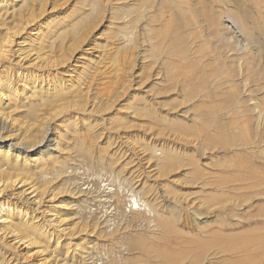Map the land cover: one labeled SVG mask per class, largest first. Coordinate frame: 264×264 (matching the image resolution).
I'll list each match as a JSON object with an SVG mask.
<instances>
[{
    "label": "rangeland",
    "instance_id": "1",
    "mask_svg": "<svg viewBox=\"0 0 264 264\" xmlns=\"http://www.w3.org/2000/svg\"><path fill=\"white\" fill-rule=\"evenodd\" d=\"M45 1L42 16L23 34L22 39L30 41L29 36L39 30L45 34L47 29L65 32V48H75V53L60 71L70 73H62L60 76L71 80L66 83L68 87L78 79L76 86L68 88V92L73 90L77 94L59 103L50 97L48 101L36 106L34 112H30L29 107L21 106L16 111L14 108L4 110L11 116L13 122L8 126L13 128L11 132L14 135L8 134V141L2 143L1 151L13 147V140L20 133L16 131L32 120L38 110L55 108L43 117L46 118L45 128L51 133V142L35 147L37 141L29 140L26 143L32 146V150L26 144V149L21 147L20 157L26 161L28 169L19 168L11 172L15 176L14 180L18 181L14 187L0 194V204L9 203L29 213L38 208L35 215L42 223L43 232L52 234V240L49 243L43 236L38 237L37 241L21 245L13 242L11 236H6L4 240H0V263L111 264L109 261L115 257V264H168V259L170 263L174 259L171 264H175L179 261L178 258L175 260L178 254L193 250L191 260L188 258L185 264H191L197 257H201L202 260H198L201 263L194 264H264V117L262 121L256 116L257 108L259 111L264 109V60L258 57L261 55L259 47L264 46V0H100L99 15L94 10L97 0ZM13 5L8 13V21L15 15L27 16L33 9L42 11L35 0H14ZM80 21H84V25L79 31L76 26ZM241 25L246 30L249 29L252 42H248L243 35ZM177 28L181 29V40L185 44L189 41L187 46H190V53L187 50L184 55L183 51H186L187 46L184 44V47L181 40L176 43L174 37L177 38L178 34L174 35V31ZM132 33L137 34V39L128 47ZM224 37L232 40L226 51L231 49L228 54L235 60L233 62L231 59L232 63L230 59L224 58V62L221 59L225 65L218 59L219 55L226 52L219 45ZM46 42L43 45L44 52L48 51L49 45ZM245 44L250 45L248 48L252 50H243ZM179 45L182 49L184 47L181 51L183 56ZM254 59L258 61L257 68L253 67L256 66ZM232 70L237 73V78H232ZM234 80L250 92V98L244 96L243 100L246 105L249 100L247 106H250V111L244 106L241 107L244 111L241 108L239 112L232 110L230 101L236 91L233 87ZM209 86L213 91L211 97L206 92ZM58 105L60 107H56ZM258 120L260 126L257 133ZM252 140L257 142L254 146ZM260 141L263 143L259 144ZM169 147L185 161H202L207 165L204 173L207 175V182L213 186H208L210 189H206L203 194L195 195L197 198L205 196L206 204L209 202L202 209L204 213L213 204L210 203L212 199L209 195L211 187L223 186L224 196L221 197L222 208L219 207V214L226 223L222 227L225 240L222 237L209 240L202 238L204 243L224 240L222 245L217 246L218 255H215L214 250L211 251L212 256L209 251L203 250L204 245L196 236L198 226L191 220V224L188 221L190 226L183 228L190 235L177 237L174 233H168L167 236L156 234L157 237H151L153 240L144 235L147 238L144 237L146 245L143 243L144 245L132 251H127L129 246H124L118 235L113 233L112 236L109 231L106 236L110 237L102 241L106 237L105 233H101L102 237H96L90 226L95 220L92 214L102 211L103 214H97L100 218L105 209L90 201L93 204L87 210L86 206L90 203L84 201V206L85 198L74 200V196L68 191L72 189L75 192L76 186L88 188L84 192H94L90 197L101 194L106 198L109 187V190L118 191L125 199L124 195L127 196L128 190L131 191L134 187L138 191L143 185L146 189L152 188L150 196L157 198L168 184L165 178L169 180L172 177L175 181L179 179V172L186 173L183 168L173 172L170 167L171 173L167 175L163 170L150 168L151 154L163 157L164 151ZM170 161L183 164L177 156ZM81 169L92 173L94 186H86V177L82 175ZM190 171L193 170L187 169V172ZM44 178L52 182L46 186L47 193L41 204H34V198L29 195L31 190L24 194L21 191L34 185L35 188L42 186ZM233 188L236 189L231 190ZM165 190L168 192L177 188L168 184L164 192ZM180 196L178 202L181 201ZM59 203L63 206L62 214L56 209ZM78 205L82 206L80 209L82 211L83 208L85 214L92 211L91 217L89 213L85 217L83 211L84 215H81L87 219L86 223L90 222V226L84 227V230L82 224L81 229L85 233L81 232L72 241L65 240L64 236L63 239L59 238V234H63L60 231L65 228L68 229L67 232L78 230ZM184 205L187 206L186 203ZM95 209L101 210L96 212ZM126 210L129 212V209ZM231 212L236 216L228 217ZM109 213L107 216L113 219L114 213ZM214 214L218 215V211L214 210L211 214L212 228L215 227L212 225L216 219ZM128 215L130 218L133 214ZM109 218L104 216V219ZM175 225L182 228L179 223ZM1 226L2 224L0 229ZM17 228L18 232L19 227ZM32 234H29L31 240L34 237ZM58 238L59 246L56 245ZM95 240H98L97 243ZM186 241L192 243L186 244ZM110 242L113 245L115 243V248ZM66 243L70 247L68 252L64 246ZM177 245L186 246L187 249L182 247L184 252H181L182 248ZM98 246H101V250ZM126 247L128 248L124 251ZM117 249L126 253L119 254ZM167 250L172 254L167 253L169 257L165 254ZM174 253L176 255L173 258Z\"/></svg>",
    "mask_w": 264,
    "mask_h": 264
},
{
    "label": "bare ground",
    "instance_id": "2",
    "mask_svg": "<svg viewBox=\"0 0 264 264\" xmlns=\"http://www.w3.org/2000/svg\"><path fill=\"white\" fill-rule=\"evenodd\" d=\"M13 1L14 0H0V148H2L1 147L2 143H4L5 141H8L7 137H9L8 136L9 133H12V135H14L13 132H11V130L13 128L11 126H8V124L11 125V123L13 121L11 120L10 114L9 115L6 114L4 112V110L14 108V111H16L21 106L23 108L29 107L30 112H34V108L36 106L40 105L42 102L48 101L50 97L53 98L54 102H55V100H57L56 103H59L61 101L67 100L68 97H72L71 95L74 94L73 95V97H74L77 94V93L73 92V90H72V92H70V91L68 92V88H72V87L76 86L75 83L78 81V79L76 80V82L73 81V83H71L69 85L70 87H68V86H66V83L71 81V80H65L62 76H60V75H62V73H70L68 71L67 72L62 71L60 73V71L64 69L63 67H65V65L67 64L68 61L72 60V58H73L72 54L75 53L74 52L75 48H74V50L72 48H67V49L65 48V46H66L65 41L67 38V36L65 35V32H59L56 30H52V29L48 30L47 29V34H45V32H42L41 30H39V32H35V34L29 36L30 41H27L26 38L22 39L23 34L25 32H27V30H29L30 27L34 26V23L38 20L39 17L42 16L44 9L46 7L45 2H47V1L35 0L36 3L38 2L39 7H41L39 9H41L42 11L38 12L37 10L33 9L32 12H30L27 16L22 15V14L15 15L14 17H12L8 21V13L11 10V6L14 7ZM213 2H214V0H213ZM216 2H217V0H216ZM95 3L96 4L94 5V8H95L94 10L99 15V13L101 12L100 0H97V2H95ZM31 6H32V3L30 4V10H31ZM93 13H94V11L92 12V14ZM237 22H239V21H237ZM83 25H84V21H80L76 27L79 30L80 28L81 29L83 28L82 27ZM217 25H218L217 28H219L220 27L219 24H217ZM137 27H136V31H137ZM227 27H229V26H227ZM244 27H243V25H241V30L243 32V35H245L248 42H252V35H250L249 29L246 30V27H245V29H244ZM180 30H181L180 28H177V30L174 31L175 32L174 35L178 34L177 38L174 37L176 39V43H179V41L181 40V34L182 33H180ZM33 31H35V30L33 29ZM79 31H78V33H80ZM136 31H135V33H137ZM136 37H137V34L132 33L131 37H129L131 40L129 39L130 41L128 43H130V44L129 45L127 44L128 47H130L131 44L135 43V41L137 39ZM225 37H226V35H225ZM225 37L223 40L220 41L222 44H219V45H220L221 49L226 51L227 49L230 48V44H232V42H231L232 40L231 39L226 40L227 38H225ZM175 39L173 41H175ZM46 40H47V42H46ZM59 41H61V42H59ZM181 41H182V44L184 46V44H185L184 40H181ZM27 42L29 44H27ZM45 42H46V44L49 45L47 52H44L45 48L43 45L45 44ZM35 43H37V44H35ZM187 43L185 44L186 46H187ZM26 45H28V46L25 47ZM34 45L35 46L37 45V46L35 48H33ZM179 46L182 49V46L181 45H179ZM248 46H250V45L245 44L243 50H246V52L248 50L251 51L252 48H248ZM67 47H69V46L67 45ZM184 47L182 50L179 48L182 56H183V52L185 55V53L188 50V47H190V46H187V48L185 47L186 51H183ZM258 50H259L258 51L259 54H261V55L257 54V55H259L258 57H260V59L263 58V60H264V46H260ZM181 51H183V52H181ZM220 52H222V50ZM220 52L218 54H220ZM229 52H231V49L226 51L225 53L227 55H229L228 54ZM188 53H190V51ZM225 53H223V55L222 54L219 55L220 58L218 57V59L220 60V62H222V61L224 62L227 59H230V61L232 59L233 62L235 61L234 58L231 57V55L227 56ZM186 58H188V57H186ZM159 59L156 60V62L159 61ZM221 59H224V60L221 61ZM161 62L163 63V60ZM254 62L256 64V66H253V67L257 68L258 61H256V59H254ZM233 66H231V68ZM232 71H234V70H232ZM232 74H233V75H231V76H233L232 78H234V77L237 78V75H236L237 73L235 71ZM51 75L53 76V78H49V77H51ZM79 77H82V76H79ZM237 82H238L237 80L233 81V87L235 88L236 91L232 94L233 98H232V101H230V103H231L230 105L232 107V110H236L239 112V111H241L242 106H244L243 108H245V109H249L250 106L249 107L247 106L249 104V100H248L247 105L245 104L246 102H244L243 100H244V96H246V97L250 96V92L245 90L246 88H243L244 85L241 86L240 83H237ZM245 84H246V82H245ZM256 88H257V86H256ZM206 92L209 93L208 97H211L213 94V91L210 89V86L208 88H206ZM60 105H62V104H60ZM60 105H58L56 107H60ZM65 105H67V104H65ZM257 107H259V105H257ZM54 109L55 108L49 109V110H43V109L38 110L37 113L35 114V117L32 120H30L29 122L24 124L20 129H18L16 131V132H20V133L17 134L18 135L17 138H14L13 142H15V143H14L13 147L10 146L6 150H3V151H1L2 149L0 150V194L5 192L9 188L14 187V185L17 183L18 180L17 179L14 180L15 176H13V174H11L12 171H16L19 168L28 169L26 161L24 159H21V157H20L21 152H22L21 147L22 146L24 147V144H26V145H28L29 148H31L29 150H32V146H30V144L26 143L29 140L37 141V143L34 145L35 147H40V146H42L43 143H44V145H46V143L48 144L49 142H51V140H50L51 133H50V131L46 130V128H45L46 127V125H45L46 118H43V117H46L47 115H49V113ZM245 109H242V110L244 111ZM257 109L258 110L256 112H258V115H256V116H258L259 120L262 119V121H263L264 109L261 108L260 111H259V108H257ZM249 111H250V109H249ZM253 112L255 113V111H253ZM41 118H43V119H41ZM259 120H258V122L256 121L257 122V127H256L257 133L259 131L258 127L260 126ZM20 130H22V131H20ZM255 139H256V136H255ZM256 143H257L256 140H252V146H254ZM261 143H263V142L260 141L259 144H261ZM197 150H200V148H197ZM175 156H177L183 162V164H181L178 161H170V159L174 160ZM153 160H154L155 164H154V162H152ZM150 161H151L150 164L152 163L151 164L152 166H150V168L154 167V170H158V169H160L161 171L163 170V171H165V173L167 175H170L171 171L174 172V171L179 170L180 168L185 169L183 171H186V173L182 174L181 172H179L180 174H177V175H180L179 179H177L175 181H174V179L173 180L171 179L172 177L169 180L165 178V180L168 182V184L173 186V187H176L177 190H174V191L170 190L168 192H166V190H165V192H164V189L168 185V184H166L165 185L166 187L164 186V188L162 189L163 190L161 192L162 195L160 194L159 197L152 198L150 196V193L153 192L152 188H151V190H152L151 191V190H149L150 189L149 187H148L149 189L148 188L146 189L145 187H143L142 184L139 183L140 185H142V189L139 190V188H138V191H136L134 189V187H133V189L131 188L132 190L131 191L128 190L127 196L124 195V197H126V198L123 199L122 195H120L121 193H119L116 190H114L112 192L111 189L109 190V187L107 188L106 193L108 194V196L106 195L107 196L106 198H103V197H105V195H101V194L90 197V195L91 196L94 195V192L91 193L90 192L91 190L87 191V193L84 192L88 188L82 189V188L76 186L75 190L77 192L76 191L74 192V190H72V189H68V191L70 192V195L74 196L73 197L74 200H77V199L79 200L82 197L83 199L85 198V200L82 199L83 203H85V202L87 204L90 203V205H87L86 208L92 207L91 204L94 203L93 205H97L99 207L101 206L103 209H105V211H104V215L102 217L100 216V218H99L98 217L99 215H97V214H100L102 211L101 212H97V211H100L102 208L100 210L95 209L97 214H94V213L92 214V215H94V218H93V216H92V218L95 220H93L94 223L90 226L89 225L90 222H89V224L86 223L87 219L84 218L83 216H81V215L85 214V212L83 211V208H82V211L84 212V214H82L83 212L80 209L82 206L78 205L77 207H79V208H77V209H79V210L76 211V215L78 216L77 219L79 220L78 223L80 224L78 230L77 231L69 230L67 232L68 229L65 228V229H63V231L62 230L60 231L63 234H59V238H62L64 236L65 240L67 239V240L72 241L74 238L76 239L78 237V234H81V232H84L86 227L90 226V228L92 229L91 232L96 233L95 234L96 237L99 235L101 236V233L103 235V232L105 233V236H106V233L108 231H109L108 233L117 234L119 239H120L119 241L123 242L124 246H126V245L129 246V249L127 250L128 247H126V248H124V251H126V250L129 251L130 249L132 251V250H136L137 248H139L140 245L145 243V241H144L145 236L144 235H147L150 239H151V237H153V238L157 237L156 234H158V236L160 234H166V236H167L168 233H169L168 235H172L170 233H174V234H176L177 237H180L182 235H185V236L190 235V232L186 233L188 230L185 231V229H183V228H188L190 226L189 222L191 220L192 222L196 223L198 226V232L196 233V236H197L198 241L204 245L203 250L207 251V252L209 251L210 253L212 250H214L215 255H218L219 252H216L217 246L222 245L224 240H225L224 239L225 236L222 232V230H223L222 227L226 223H224L225 222L224 218L223 219L220 218L221 216L219 214L220 213L219 207L222 208L221 197L224 196L223 186L215 185L214 187H211L212 192L209 195H210V198L212 199V200H210V203L213 202V204L209 205V207L207 209L208 211L206 213H204V211L202 209L206 208V206L209 204V202H208V204H206L207 200H206L205 196L197 198L195 195H197L198 193L203 194L206 189H210V188H207L208 186H213V184L207 182V180H208L207 175L204 173V169L206 170V166H207L206 164H204L202 161H201V163H199V161H195V160L185 161L181 155L174 152V149H172L170 147H169V149L166 148V150L163 153V157H159L155 153H152L151 157H150ZM170 167H171V171H169ZM187 169H192L193 171L187 172ZM151 170H153V169H151ZM187 175H190L191 177H188ZM180 177H183V178H180ZM21 182H22V180H20L19 183H21ZM51 182H52V180L44 178L42 186L35 188V185H34L29 189L21 191V193L24 194V193L31 190L29 192V195H32V197L34 198L33 203L34 204H37V203L41 204L42 200H44V197L46 196V193H47L46 186H48V184ZM134 185H136V184H134ZM144 186H146V185H144ZM252 186H253V184H252ZM139 187H141V186H139ZM197 189H200V191H195ZM235 189L236 188H233L231 190H235ZM184 191H189V192L184 193ZM218 194H220V195H218ZM77 195H78V198H77ZM168 195H170L172 198H170V196H168ZM179 195H181L180 196L181 201L178 202V196ZM223 198H227V197H223ZM90 201H92L93 203H91ZM86 203L84 204V206L86 205ZM184 203H186L187 206H185ZM79 204H82V202ZM223 205H225V204H223ZM62 207L63 206L60 203L56 207V209H58L61 214L63 213L61 211ZM99 207H97V208H99ZM88 208H87V210H88ZM126 209H129V212H127ZM32 210L33 211H30L31 213H29V211H27V210L25 211L24 209H21L18 206H12V204H9V203L8 204H5V203L0 204V224H2L1 229H0V233H1L0 240L1 241L4 240V238L6 236H9V237L11 236L13 242L16 241L18 244L25 245V244L29 243V241H34V240L37 241L38 237L44 236V238L50 243L52 240V236H51L52 234H50V232H43L42 223L38 219V216L35 215V212L38 211L39 209L36 208L35 210L34 209H32ZM110 210H112V211L109 213ZM214 210L218 211V215L214 214V217L216 219L213 221L214 224H212V225H215V227L212 228L210 226L212 222L210 223V221L212 219L211 214ZM90 212L92 213V211L88 212L89 216L91 217ZM233 212H235V211H233ZM233 212H231L232 214H228V217H229V215L232 217L236 216ZM108 213H109V215L114 213L115 216L114 217L112 216L113 219H111V217L109 218L107 216ZM128 213L133 214V215H131L129 218ZM183 213L185 215H183ZM87 214H85V217L87 216ZM101 214H103V213H101ZM186 214H187V216H186ZM105 215H106V218H109V219H104ZM116 220L117 221L119 220V221L116 222ZM176 223H179L182 228L176 227V225H175ZM82 224L84 226H82ZM190 224H191V222H190ZM81 226L84 229L83 231L81 229ZM17 227H19L18 232H17V230H18ZM141 229L144 232L141 231ZM145 231H147V232H145ZM148 232L151 234H149ZM29 234H32V236H34L33 240L30 239L31 237ZM114 234L112 236H114ZM117 235H115V236H117ZM142 236H143V238H142ZM163 236H165V235H163ZM107 237H110V236L108 235V236L102 238V241H103V239L105 240V238L107 239ZM220 237H222L224 240L221 239L217 243H212L210 241H207L204 243V241L202 239V238H204L206 240H209V239H218ZM59 238L57 239L58 241H56L57 242L56 245H58L60 243ZM159 238H161V237H159ZM159 238H158V240H159ZM166 239H168V238H166ZM170 239H173V238L170 237ZM113 240H114V238H113ZM151 240H153V239H151ZM97 241L98 240H95L96 243H97ZM111 242H112V240H111ZM151 242L153 243L154 241H151ZM157 242H159V241H157ZM176 242H174V243H176ZM33 243L37 244L38 242H33ZM69 243L68 244L66 243L64 245L67 252H68V250H70ZM103 243H102V245H103ZM185 243L190 244L192 242L186 241ZM106 245H108V244H106ZM106 245H104V248H106L105 247ZM145 245H146V243H145ZM169 245L170 244H168L167 246H169ZM101 246H98V247H100V250H101ZM112 246H114V248H115V243H114V245L112 244ZM112 246L110 248H112ZM124 246H122V247H124ZM177 246H174V247H177ZM95 247L96 246H94V248ZM143 247L144 246H142V248ZM163 247H165V246H163ZM182 247L187 249L186 246L182 245ZM145 248H146V246H145ZM183 248L181 249L182 250L181 252H184ZM106 249H105V251H106ZM113 249H110V250H113ZM167 249H168V247H167ZM197 249L199 250L200 248L198 247ZM102 250H104L103 247H102ZM120 250H122V249L120 248ZM161 250H163V248ZM165 250H166V247H165ZM117 251H118V249H117ZM96 252H98V250ZM121 252L122 251H120L119 254ZM165 252L166 251H164V253ZM168 252H170V251L167 250V252L165 254H167ZM115 253H114V255H115ZM124 253H126V252H124ZM145 253H147V252L145 251ZM193 253H194L193 250H188L183 254H178V256H176V257H175L176 254L174 253V256H172V257L173 258L175 257V260H177L176 258H178L179 261L177 260L176 261L177 263H175V261L173 263L185 264V262L188 260V258L191 260V255ZM106 254H107V251H106ZM111 254H113V253H111ZM168 254L172 255L171 253H168ZM168 254H167V256H168ZM212 254H213V252L211 253V256H212ZM114 255H112V256H114ZM215 255H213V256H215ZM208 256H210V254ZM106 257H107V255H106ZM172 257H170V258H172ZM48 258H49V256L46 257V259H48ZM109 259H111V257ZM107 260H108V258H107ZM116 260L117 259L115 257H113L111 259V261H109V262H112L111 264H115L113 262ZM122 260H125V259L123 258ZM173 260L171 259V263ZM198 260H202L201 257L195 258L193 261H191V264L200 262ZM206 260H207V258H206ZM104 262L107 263L106 261H104ZM127 263H129V262H127ZM167 263L171 264L169 262V259H168ZM262 263H264V262H262ZM0 264H4V261L1 262ZM120 264H121V262H120ZM122 264H123V262H122ZM161 264H164V263H161ZM188 264H190V262Z\"/></svg>",
    "mask_w": 264,
    "mask_h": 264
},
{
    "label": "built area",
    "instance_id": "3",
    "mask_svg": "<svg viewBox=\"0 0 264 264\" xmlns=\"http://www.w3.org/2000/svg\"><path fill=\"white\" fill-rule=\"evenodd\" d=\"M81 173H82V175H84V177H86L84 180L85 184H88V185L90 184L89 187H92L95 185L94 182L92 181L93 177H94V176H92V173H88L87 169H81ZM88 185H86V186H88Z\"/></svg>",
    "mask_w": 264,
    "mask_h": 264
}]
</instances>
